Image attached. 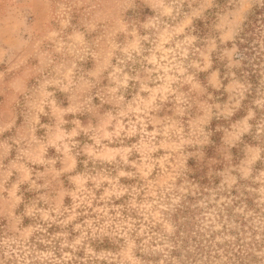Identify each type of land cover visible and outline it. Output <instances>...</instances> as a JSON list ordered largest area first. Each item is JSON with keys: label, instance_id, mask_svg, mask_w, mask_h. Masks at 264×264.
Listing matches in <instances>:
<instances>
[{"label": "rangeland", "instance_id": "1", "mask_svg": "<svg viewBox=\"0 0 264 264\" xmlns=\"http://www.w3.org/2000/svg\"><path fill=\"white\" fill-rule=\"evenodd\" d=\"M261 2L0 0L3 264H167L197 233L264 264V76L249 96L236 44Z\"/></svg>", "mask_w": 264, "mask_h": 264}, {"label": "trees", "instance_id": "2", "mask_svg": "<svg viewBox=\"0 0 264 264\" xmlns=\"http://www.w3.org/2000/svg\"><path fill=\"white\" fill-rule=\"evenodd\" d=\"M236 44L239 51L237 58L241 61L239 75L250 85L249 96L256 95L264 76V0L255 6L244 22ZM202 236L203 234L198 233L188 235L181 240L180 246L176 244L179 240H175V245L169 250L170 258L167 264H176L174 258L180 264H211L208 263L209 260L211 261L210 258L219 255L218 252H214V245L217 244L206 243L209 240ZM243 253L251 254L250 250H240L233 256L244 261L240 255Z\"/></svg>", "mask_w": 264, "mask_h": 264}, {"label": "clouds", "instance_id": "3", "mask_svg": "<svg viewBox=\"0 0 264 264\" xmlns=\"http://www.w3.org/2000/svg\"><path fill=\"white\" fill-rule=\"evenodd\" d=\"M171 11H172V10L170 9V10H169V14H170V12H171ZM0 264H3V262H2V261H0Z\"/></svg>", "mask_w": 264, "mask_h": 264}]
</instances>
